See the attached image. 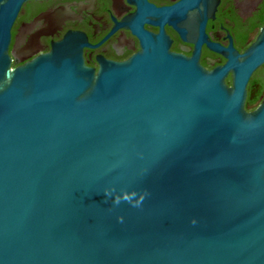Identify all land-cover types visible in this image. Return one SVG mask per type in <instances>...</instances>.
<instances>
[{
  "label": "water",
  "instance_id": "95a60500",
  "mask_svg": "<svg viewBox=\"0 0 264 264\" xmlns=\"http://www.w3.org/2000/svg\"><path fill=\"white\" fill-rule=\"evenodd\" d=\"M24 1L0 0V264H264V25L240 54L204 31L219 0H128L12 69ZM120 26L144 50L86 66Z\"/></svg>",
  "mask_w": 264,
  "mask_h": 264
},
{
  "label": "flooded vegetation",
  "instance_id": "af4514ba",
  "mask_svg": "<svg viewBox=\"0 0 264 264\" xmlns=\"http://www.w3.org/2000/svg\"><path fill=\"white\" fill-rule=\"evenodd\" d=\"M178 0H146L155 7L170 5ZM214 18L205 22V33L210 41L232 47L242 53L254 43L264 25V0H219ZM136 9L128 0H26L22 3L10 31L8 54L10 67L21 66L39 55L49 53L51 40H62L67 30H78L94 44L115 26L111 13L120 22ZM227 29L230 37L227 36ZM144 46L130 28L120 26L102 43L83 45L82 58L86 66L96 72L100 67L98 55L107 60L126 61Z\"/></svg>",
  "mask_w": 264,
  "mask_h": 264
}]
</instances>
